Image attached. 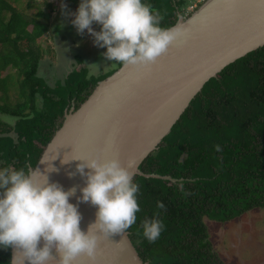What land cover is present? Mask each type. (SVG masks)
Masks as SVG:
<instances>
[{
  "label": "trees",
  "instance_id": "16d2710c",
  "mask_svg": "<svg viewBox=\"0 0 264 264\" xmlns=\"http://www.w3.org/2000/svg\"><path fill=\"white\" fill-rule=\"evenodd\" d=\"M147 3L160 14L164 27L175 26L191 5L190 0ZM46 16L40 11L28 18L10 0H0V89L18 77L13 103L7 104L6 90L0 104V114L16 119L13 126L0 122V167L35 169L66 111L78 110L99 82L123 66L119 63L99 77L86 67L76 68L50 87L39 77L45 56L39 41L50 31ZM75 60L78 67L84 64L82 58ZM140 170L161 177L134 179L140 186L141 211L127 232L142 260L224 264L205 220L228 223L264 209V48L208 82ZM160 201L164 209L157 207ZM157 213L164 229L150 243L142 235V221ZM11 250L0 249V264H9Z\"/></svg>",
  "mask_w": 264,
  "mask_h": 264
},
{
  "label": "water",
  "instance_id": "95a60500",
  "mask_svg": "<svg viewBox=\"0 0 264 264\" xmlns=\"http://www.w3.org/2000/svg\"><path fill=\"white\" fill-rule=\"evenodd\" d=\"M176 25L182 26L185 35L155 64L139 71L123 65L99 82L78 110L66 111L62 127L35 168L37 172L47 175L50 182H59L65 190L75 187L79 196L86 179L76 166L99 151L102 161L120 160L134 173V179L161 178L144 174L140 167L160 149L208 82L264 48V0H208L189 17L180 15ZM70 159L82 161L63 163ZM52 168L56 170L48 172ZM76 196L70 202L77 203ZM79 210L81 228L86 231L96 219L97 207L80 203ZM77 264L91 262L81 256ZM96 264L149 263L142 260L126 231L101 239Z\"/></svg>",
  "mask_w": 264,
  "mask_h": 264
},
{
  "label": "clouds",
  "instance_id": "9594fccd",
  "mask_svg": "<svg viewBox=\"0 0 264 264\" xmlns=\"http://www.w3.org/2000/svg\"><path fill=\"white\" fill-rule=\"evenodd\" d=\"M62 12L73 17L71 23L79 34L87 30L95 46L107 49L103 53L107 60L138 71L155 64L185 35L181 25L162 26V17L147 0H80L75 12H68L66 4ZM0 120L10 126L15 123L7 115ZM71 160L79 159L63 163ZM76 171L86 179L79 196L75 187L65 190L28 165L0 167V249H13L9 264H77L81 256L96 264L101 239L124 234L137 222L140 186L120 160L102 161L98 151L77 164ZM73 196L77 203L70 202ZM80 203L97 207L96 219L86 231L81 228ZM157 207L165 205L160 201ZM158 215L142 221V235L150 243L164 229Z\"/></svg>",
  "mask_w": 264,
  "mask_h": 264
},
{
  "label": "rangeland",
  "instance_id": "374dc122",
  "mask_svg": "<svg viewBox=\"0 0 264 264\" xmlns=\"http://www.w3.org/2000/svg\"><path fill=\"white\" fill-rule=\"evenodd\" d=\"M28 18H33L40 11L46 12V22L50 25L49 33L39 41L43 48L44 61H41L39 77L50 87L61 83L73 69L86 67L90 75L99 77L116 69L117 61L107 60L103 53L106 48L94 45L93 38L87 33L77 32L71 23L73 17L65 16L62 4L67 5L68 12L78 9L80 0H10ZM53 6V8H50ZM53 9V10H52ZM187 15L191 14L189 8ZM186 15V16H187ZM97 31L99 25H93ZM82 58L84 64L76 65V60ZM74 65V66H73ZM15 74L13 71L11 72ZM9 81H13L11 78ZM12 84L7 83L0 89V104L3 94L9 93L7 104H12L11 98L18 86V77L14 75ZM0 116H3L0 114ZM10 117V116H9ZM0 122L5 123L3 120ZM16 122V119H15ZM15 124V123H14ZM215 252L224 264H264V209H257L228 223L205 220Z\"/></svg>",
  "mask_w": 264,
  "mask_h": 264
},
{
  "label": "built area",
  "instance_id": "2783aa9c",
  "mask_svg": "<svg viewBox=\"0 0 264 264\" xmlns=\"http://www.w3.org/2000/svg\"><path fill=\"white\" fill-rule=\"evenodd\" d=\"M190 1H191V5L189 7V10L191 11L192 14L195 10H197L201 5H203L208 0H190ZM185 15H187L186 12Z\"/></svg>",
  "mask_w": 264,
  "mask_h": 264
},
{
  "label": "crops",
  "instance_id": "0c3cea01",
  "mask_svg": "<svg viewBox=\"0 0 264 264\" xmlns=\"http://www.w3.org/2000/svg\"><path fill=\"white\" fill-rule=\"evenodd\" d=\"M73 66H74V65H73ZM73 70H74V69H73ZM69 73H70V72H69ZM69 73H68V74H69Z\"/></svg>",
  "mask_w": 264,
  "mask_h": 264
}]
</instances>
